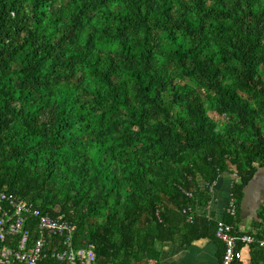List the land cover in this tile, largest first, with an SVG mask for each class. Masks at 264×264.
Returning <instances> with one entry per match:
<instances>
[{
    "label": "trees",
    "instance_id": "1",
    "mask_svg": "<svg viewBox=\"0 0 264 264\" xmlns=\"http://www.w3.org/2000/svg\"><path fill=\"white\" fill-rule=\"evenodd\" d=\"M262 168L264 0H0V185L75 223L95 264L157 262L195 227L216 235L183 210L223 174L237 206L224 223L240 233ZM258 216L249 248L264 263V205Z\"/></svg>",
    "mask_w": 264,
    "mask_h": 264
},
{
    "label": "built area",
    "instance_id": "2",
    "mask_svg": "<svg viewBox=\"0 0 264 264\" xmlns=\"http://www.w3.org/2000/svg\"><path fill=\"white\" fill-rule=\"evenodd\" d=\"M186 195L193 197L192 193ZM188 221L195 219L194 210H183ZM229 213L237 217V206L231 195ZM36 218L35 223L32 221ZM35 226L38 237H31ZM77 225L65 215L57 217L42 213L33 204L7 192L0 185V264H39L49 256L61 264H95L93 245L74 247V233ZM216 237L224 244L222 264H239L243 259L242 246L256 242L253 234L236 233L230 224L219 223ZM56 244L54 249L51 244ZM260 246L264 247V240Z\"/></svg>",
    "mask_w": 264,
    "mask_h": 264
},
{
    "label": "crops",
    "instance_id": "3",
    "mask_svg": "<svg viewBox=\"0 0 264 264\" xmlns=\"http://www.w3.org/2000/svg\"><path fill=\"white\" fill-rule=\"evenodd\" d=\"M235 176L221 175L205 194L208 202L204 206L197 203L194 207L196 218H204L215 223L225 222L229 213V203ZM202 190L205 183L200 179ZM198 202V199H197ZM264 205V168L260 169L255 178L245 188L244 198L239 207V222L237 228L240 233H253L258 230L261 221L259 211ZM195 227L191 235L178 233L170 241L159 246L157 262L144 261V264H222L224 244L216 235L198 236ZM243 260L241 264H264L262 261L253 263L249 246L242 248Z\"/></svg>",
    "mask_w": 264,
    "mask_h": 264
},
{
    "label": "clouds",
    "instance_id": "4",
    "mask_svg": "<svg viewBox=\"0 0 264 264\" xmlns=\"http://www.w3.org/2000/svg\"><path fill=\"white\" fill-rule=\"evenodd\" d=\"M165 39H167V36L165 35ZM213 47H216V45L214 44ZM157 70L159 71V74L161 76L164 75V72L162 71V67L165 65L166 63V57H161L159 55V53H157ZM170 75L175 77L178 81H181L184 84H188V83H192V81L187 80V79H181L180 76V70L178 68H176L175 66L170 70ZM206 90V89H205ZM225 125L223 123H221L218 127V131H223Z\"/></svg>",
    "mask_w": 264,
    "mask_h": 264
},
{
    "label": "rangeland",
    "instance_id": "5",
    "mask_svg": "<svg viewBox=\"0 0 264 264\" xmlns=\"http://www.w3.org/2000/svg\"><path fill=\"white\" fill-rule=\"evenodd\" d=\"M207 107H208V106H207ZM209 114H210V116H211L215 121H217L218 123H223V122H225V118H224L223 116H219V115H217L216 113L211 112V111H209Z\"/></svg>",
    "mask_w": 264,
    "mask_h": 264
}]
</instances>
